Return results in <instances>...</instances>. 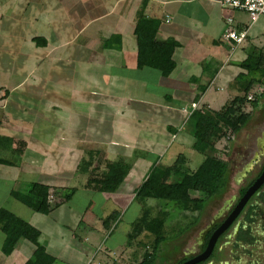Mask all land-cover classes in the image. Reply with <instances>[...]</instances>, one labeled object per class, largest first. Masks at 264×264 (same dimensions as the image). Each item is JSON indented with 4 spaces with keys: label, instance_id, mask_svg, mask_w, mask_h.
Masks as SVG:
<instances>
[{
    "label": "crops",
    "instance_id": "1",
    "mask_svg": "<svg viewBox=\"0 0 264 264\" xmlns=\"http://www.w3.org/2000/svg\"><path fill=\"white\" fill-rule=\"evenodd\" d=\"M0 1V109L6 110L10 105L15 107L14 103L23 99L29 101L28 103L39 104L38 107L45 114L41 118L42 114L30 112L31 117L19 118L17 121L5 114L0 117V129L5 131L0 136V148L8 153L3 156L11 163L0 164V209L8 210L38 231V241L45 253L53 258L52 264L57 259L50 252L49 245L59 240L63 241V246H67L68 239L63 240L65 233L70 235L69 240L86 244L98 237L101 227L104 229L102 221L110 215L102 211V205L107 204L108 199L112 204L111 209H114L112 213L116 215L117 209L122 210L132 203L131 196L142 181L156 171L158 174L171 166L178 155H183L184 162L188 165L192 157L187 158L178 150L184 149L186 145L192 149L193 140L189 134L175 142L178 153L172 161H167L169 164L161 166L158 163L159 155L171 140H176V134L182 131L175 134L184 119L182 110L191 112L190 104L195 105L193 110L202 108L206 102L202 101V94L208 88H213L214 92L223 89L235 91L234 82L240 78L243 81L245 75H249L241 66L249 52L254 51L264 57V17H259L249 25L245 14L220 6L218 0ZM140 7L143 8L142 16L145 19L158 21L155 38L158 41L175 43L171 54L173 69L167 77H162L149 68L136 67L137 48L133 30L135 14ZM23 14V19H20ZM227 17L232 19L235 30L246 29V35L238 45L231 46V42H221L225 29L224 18ZM29 24L35 27L38 24L46 32L42 38L43 52L38 59L33 58L32 52L37 47L35 38L40 37L29 28ZM40 33L41 30L38 34ZM25 40L28 44L25 48H30L29 60L24 56L22 58L20 53ZM25 48L22 52L26 54ZM67 67L69 70H66ZM24 69L26 71H22ZM257 72L258 70L253 71L258 75ZM41 85H44V91L48 89L44 93L49 97L46 102L44 98L37 100L39 90H43ZM13 94L21 98L15 102L11 97ZM234 97L236 96H232V99ZM207 103H211V98ZM255 103V106L249 104L250 109L243 111L250 114L249 119L243 125L245 129L240 128L236 133L249 129L244 135L245 138L264 137V94ZM258 104L263 107L258 108ZM225 105L222 104L216 111ZM70 113L78 115L85 122L76 134L72 132L70 122L64 121ZM104 128L109 130V135L98 131ZM19 129L26 130V137L23 138L27 139H22L18 134L14 137L6 134L7 130L18 132ZM260 133L263 135L259 136ZM52 134V144L59 140L63 153L76 156L77 162L83 159L81 150H86L87 153L102 152L103 160L107 162L121 159L129 168L126 177L112 193H98L86 189L83 178L77 187L71 186L74 177L80 174L76 171L77 164L68 181L55 179L53 173L58 171L54 172L51 167L44 168L47 166L46 160L53 156L52 151L40 154L31 147L35 139H42L44 136L43 140L46 141ZM229 139L226 138L230 141ZM219 140L221 139L213 140L214 151H210V155L216 156L214 141ZM239 146L241 145L233 146L234 159L237 161ZM28 148L31 152L27 151ZM65 156H61L62 162H67ZM91 159H94L93 165L99 160L95 156ZM202 159L203 155L193 168L184 165L189 171H194ZM74 160L75 158L72 161ZM219 160L223 161L221 158ZM39 162H44V169L40 168ZM238 168L235 167V170ZM229 171L226 165L227 177ZM24 177L32 179L26 181ZM227 177L223 190L212 198L218 199L225 194L230 184ZM29 183L42 184L48 188L47 201L54 203L55 207L47 214L26 213L15 204L7 206L10 201L20 204L11 197L10 191L23 192ZM64 183L65 185H61ZM69 188H74L75 191L67 200L63 196L53 195L55 190L59 192ZM79 192L84 193L82 208L78 211L64 209L66 219L62 220L59 211L63 209V205L76 199ZM94 197H104L102 200L98 198L100 204L96 213L91 209L93 202L97 200ZM212 198L204 202L198 214L193 213L190 216L186 230L200 225L203 211L208 207L210 209ZM227 203L228 201H224L218 210L213 211V216L205 218L207 224L199 231L200 234L207 233L214 226L213 222L217 221L215 218L222 215ZM18 212L25 217H19ZM50 215H53L50 219L54 234L51 231L48 233L46 226L42 225ZM54 223H59L60 227H54ZM69 224L74 226L71 233L67 229ZM140 237L150 238L141 232L135 239ZM2 241L3 235L0 233V247ZM81 245L79 244L80 247ZM83 247L77 251L80 255L84 252L83 257L68 264L89 263L86 259L90 246L87 244ZM33 250L32 244L19 239L10 254L5 256L0 251V264H24L31 258ZM127 253L124 250L117 257L114 255L115 258L110 261L112 264L129 262L132 255ZM186 257L183 254L179 261Z\"/></svg>",
    "mask_w": 264,
    "mask_h": 264
},
{
    "label": "trees",
    "instance_id": "2",
    "mask_svg": "<svg viewBox=\"0 0 264 264\" xmlns=\"http://www.w3.org/2000/svg\"><path fill=\"white\" fill-rule=\"evenodd\" d=\"M142 7L135 14V26L133 35L136 43V67L149 68L158 72L162 77H167L172 69V50L175 43L172 41H158L155 38L157 20L145 19L142 16ZM44 45L41 38H35V46ZM242 68L248 75L242 81L234 82L242 97H234L227 105L216 112H209L205 109H197L189 112L185 120L188 127V134L192 138V149L203 155V159L194 171H189L185 167V157L178 155L171 166L164 168L160 173L157 171L147 177L134 192L133 198L140 203L146 199L160 200L176 208L180 214H198L204 202L215 195H218L226 183V163L220 161L218 157L210 155L214 151L213 140L224 137L223 129L228 130V134L235 135L249 119V113L243 112V104L256 105V99L264 94V57L254 51L249 52L246 59L241 63ZM263 75L261 91L252 100H247L244 95L259 80L255 78V73ZM229 139L230 137H226ZM22 144V143H21ZM18 147H21L19 145ZM95 153L88 152L86 159H80L76 166V171L82 175H87L84 187L98 193H112L122 183L128 172V165L121 159L112 162L99 159L94 164L92 156ZM0 164L10 165L8 160L0 158ZM151 172V171H150ZM48 188L42 184L29 183L25 191H10L11 197L31 212L45 215L55 207L51 201H47ZM75 191L74 188L65 190L63 199L67 200ZM196 194V196H191ZM51 202V203H50ZM117 218L114 213L104 218L102 223L104 229L111 233L112 225ZM167 213L162 208L155 215L150 216L145 207H142L140 215L133 222L137 230L134 232L135 238L139 233L144 232L150 238V246L144 245L146 249L141 259L133 264H154L159 245L165 243L168 238L169 225L166 223ZM173 223V222H171ZM186 230V229H185ZM182 228V233L185 231ZM0 233L3 241L0 251L5 256L10 254L14 245L19 239H23L34 246L30 259L24 264H52L53 258L45 253L43 246L39 243V233L36 229L26 224L23 220L15 217L11 212L0 209ZM210 233L208 231L207 235ZM167 235V236H166ZM142 243H137V246ZM182 260L178 261L179 264Z\"/></svg>",
    "mask_w": 264,
    "mask_h": 264
},
{
    "label": "rangeland",
    "instance_id": "3",
    "mask_svg": "<svg viewBox=\"0 0 264 264\" xmlns=\"http://www.w3.org/2000/svg\"><path fill=\"white\" fill-rule=\"evenodd\" d=\"M2 2V1H0ZM9 9V8H8ZM25 14H23V16L20 17V19H23ZM245 19L248 22L247 17L245 16ZM263 21V20H262ZM264 22V21H263ZM29 28L31 30H33L35 32V35H37V37H40L41 39L45 37V33L44 30L42 28L38 27V24L36 25H30L29 24ZM39 30H41V33L38 34ZM26 34V33H24ZM33 34V33H32ZM262 40V39H260ZM26 40L24 41L23 45H21V56L26 60H29V53H30V48H25L28 44L25 43ZM39 49H36V48ZM34 48L32 52L33 58L38 59V57L41 56L43 50H41V48H43V45L37 46ZM27 49V53H23L22 49ZM33 61V60H31ZM14 67L12 66V69ZM66 70H69V67H67ZM22 71H26L25 69ZM255 78L257 80H259L257 83V85L255 84L254 86H252L248 92V95H252V96H257V94L261 91V81L263 79V75L255 74ZM243 82V81H241ZM42 86V85H41ZM234 88H236L235 91H230L228 89H223V90H215L213 88H208L207 90H205V92L202 94L203 95V100L202 101H206L204 102L205 105H207V107L205 105H203V109H205L206 111H216L217 109H219L221 107L222 104H228L231 100H232V96H238V97H242V93L241 91H239L240 89H238L237 85L233 84ZM43 90H39V96L38 99L39 101H41L44 98V101L46 102L47 99H49V97L44 93H46L48 89H46L44 91V85L42 86ZM37 91V90H36ZM4 92V91H3ZM19 92H15V94H18ZM15 102L21 98L20 96L17 95H12L11 96ZM246 97V95H244V98ZM211 98V103L208 104L207 100H209ZM11 99V98H10ZM35 100V99H32ZM29 101H25L23 99L19 100L18 103H14L16 106L13 107L10 105V108L7 107L6 110L0 109V117L2 114H5L6 117H13V119H19V118H26V117H31L32 113L36 112V113H40L42 114L41 118H43L45 116V114H43V109L41 111V108L38 107L39 104H36V102L32 103H28ZM13 105V104H12ZM243 106L245 107L244 110H249L250 106L249 103H244ZM243 107V108H244ZM263 107V105L258 104V108ZM260 110V109H259ZM29 112V113H28ZM32 112V113H30ZM184 113V112H182ZM253 114V113H252ZM251 114V115H252ZM46 116H48V114H46ZM188 114L184 113V119L181 120V124L179 126V129L175 132V134L179 131L182 130L180 133L176 134V140H171L167 147L164 149V152H162V154L159 155L158 158V163L163 166L166 165L167 163L169 164V162L167 161H172L174 156H176V153H178V151H181V153H183L187 158L192 157L188 163L190 168H193V165H197L199 163V161L201 160V155H199L198 153L194 152L190 146L188 147L187 145L185 146L184 149L182 150H178L177 151V145H175V142H178V139L182 138L183 135H188V127L186 125L185 120L187 119ZM17 121V120H16ZM25 121V120H24ZM22 121V122H24ZM64 121L69 123L70 122V127L72 132L76 134L77 130L81 127H83L85 125L84 120H82L78 115L70 113L68 115V118L66 116V118H64ZM247 124V123H246ZM245 124V125H246ZM242 129H245L244 126L242 127ZM241 129V130H242ZM249 130V129H248ZM248 130H242L239 134L236 135H231L228 134V130L223 129V134L225 135L224 137L220 138L221 140L215 142L214 141V147H215V155L219 158H221L223 161H226V159L228 157H230V167H229V176L228 181L232 182V180H235L238 178L239 175V168L238 170H235V167L233 168L232 165H234V163L237 161L234 159V155H233V150H229L232 146H236V144H240L242 145L243 140L245 139V133H247ZM18 132L14 131V132H10V131H6V134L9 136H16L21 135V138L24 139L23 137H26L25 133L26 130L25 129H19L17 130ZM98 131L100 132H105L107 135H109V130H107L106 128L104 129H98ZM5 133L4 130L0 129V136H2V134ZM42 134V133H41ZM43 135V134H42ZM54 134H52L49 138V140H43L44 136L42 139H35V141L33 142V145H31L32 148L36 149V151H39L40 154H44L45 153H52V157L48 158L45 162V164H47V166H45L44 168H50L51 170H57L58 173H53L55 174V179H58L60 181H68V179H70V176H72L73 174V170L75 168V165L78 164L79 162H77V158L74 155H70L68 156L67 154H64L62 149V146L60 144L59 140H56L55 142H53V137ZM38 137V136H36ZM226 137H230V141L226 140ZM16 139V138H15ZM27 139V138H25ZM24 139V140H25ZM114 139H118V138H114ZM120 140V138H119ZM121 141V140H120ZM15 141H13L14 143ZM190 142V141H189ZM230 142L232 144V146L230 147ZM51 146V147H50ZM29 147V148H31ZM27 149V151L31 152L30 149ZM51 148V149H50ZM234 149V148H232ZM5 149L0 148V158L1 159H6L7 157L3 156L8 154L7 152H4ZM81 153H83V158L86 159L87 156V151L86 150H81ZM92 153V152H90ZM30 154V153H27ZM96 159H102L103 160V153L102 152H96ZM66 155V159L67 162H62L61 161V156ZM75 158L74 161H72ZM197 163V164H196ZM39 164L41 165L40 168H43V163L39 162ZM186 166H188L187 164H185ZM77 166V165H76ZM43 168V169H44ZM83 178V180H85L87 178V175H78L76 177H74V179L71 182V186L73 187H77V185L80 183L79 181H81ZM32 177H24V180L29 181L31 180ZM229 184L228 186V190L225 191V194L221 197H219L218 199H216L215 197L211 199L210 202V209L209 207L207 209H205L203 211V216L200 222V225H197L196 227H194L191 230H186L183 234H179L177 232H181L182 228L187 229L188 228V222L190 220V216L192 214L190 213H181L176 209L171 207L169 204H165V202L160 201V200H153V199H146L144 201L145 203V208L148 211V213L150 214V216L155 215V213L159 210V209H163L164 211H166L167 213V219H166V223H168L167 225H169V230H168V238L167 241H165V243H162L159 245V249H158V253H157V257H156V264H176L179 261V258L184 254V255H188L191 252H193L195 250V244L197 242V240L199 239V235H201L199 233L200 230H202L205 227V224H207V222H205V218H209L213 213V211H215L216 209L218 210L224 203V201H228L229 197L231 196L232 193V188L231 185ZM61 185H65L61 184ZM67 190V189H65ZM65 190H60L58 192V190H55V193H53V195H55V197H62L63 195H65ZM58 194H57V193ZM84 193H78L76 195V199H74L73 201H71L68 205H63V209L60 210L59 212V216L62 218V220L66 219L65 216V212L63 211L66 208H70V210H77L82 208V204H84ZM95 196H97L95 194ZM102 196V195H99ZM134 196V194H133ZM133 196H131V202L130 205H128L127 208H123L121 209H117L116 210V216L117 218L115 219L112 228H111V234H110V230H108L109 232H107L105 229H100L99 233H98V237L92 241H88L87 244L90 249V251L88 252L89 254L87 255V261H89L90 264H112V262L110 261L111 258H115V256L117 257L119 253L123 252L124 250H126L128 253L132 255L131 257H129L130 261L129 262H125L124 264H133L136 263L137 261H139L144 253V251H146V249L143 247L144 245L146 246H150V242H151V238H144V237H140L135 239L134 236V232L137 230V228L132 225L131 223L139 217L140 215V211L143 207V201L140 203L138 200L134 199ZM191 196H196V194H191ZM97 198V197H94ZM99 198V197H98ZM96 201H92L94 203V205L91 207L93 213H96V209H98V204H100L99 200H102L101 198L104 197H100L99 200ZM51 200V199H50ZM10 204H15L18 206V209H20L23 212L26 213H31V211L29 209H27L26 207H24L21 204H17V203H13V201L8 202L7 206L9 207ZM101 206V205H100ZM111 201L108 199L107 200V204H103L102 205V211L108 212V214H111L112 212H114V209H111ZM101 208V207H100ZM58 212V211H57ZM18 214L20 215L19 217H25L24 214L18 212ZM53 216V215H52ZM51 215L49 217H46V221L42 224L43 226H46V231L48 233H50L49 231H51V234H54V229L51 228V223L52 220L50 219L52 217ZM182 216V217H181ZM43 218V217H42ZM184 220H181V219ZM45 220V219H44ZM173 222V223H171ZM63 223V221H62ZM54 227L59 228L60 224L59 223H54L53 224ZM74 226L72 224H69L67 226V229L69 230V232L71 233L73 231ZM78 234V233H76ZM110 234V235H109ZM81 236L83 234H80ZM167 236V235H166ZM63 240L68 239V244L67 246H63V241H59L57 240V242H51V244L49 245V250L51 253L54 254V257L57 259L53 264H68L69 262H76L79 261L84 255V252H81L82 255H80V253H77V251H80L81 249H83V246H86L87 244L84 242H77V240L71 241L69 240L70 235H67L65 233V235L63 236ZM128 243H130V245H127ZM137 243H142V245L137 246ZM79 244H82L81 247L79 246ZM86 244V245H84ZM228 249V247H227ZM260 255H262V253L264 252L263 248H261L260 251ZM256 252V258H261L259 253ZM225 253V252H224ZM228 253V252H227ZM115 255V256H114ZM229 255H232L231 257L234 258V256H240L239 253L233 252L229 253ZM93 256V257H92ZM224 254L221 256L223 258ZM92 257V259H91ZM225 259V258H224ZM232 262H235L232 259ZM262 263L264 264V261H262Z\"/></svg>",
    "mask_w": 264,
    "mask_h": 264
},
{
    "label": "flooded vegetation",
    "instance_id": "4",
    "mask_svg": "<svg viewBox=\"0 0 264 264\" xmlns=\"http://www.w3.org/2000/svg\"><path fill=\"white\" fill-rule=\"evenodd\" d=\"M244 140L242 145L239 146L240 151L237 158L239 160L232 165L233 168L239 167L240 171L238 178L230 184L233 187V194L228 199L226 208L222 215L215 218L217 221L213 222L215 224L210 227L208 236H206L208 232L199 235L195 250L180 263L198 256L204 250L212 232L223 222L252 183L264 171V137L254 138L251 136ZM244 142L249 144H244ZM232 148L233 146L229 150L234 151ZM229 158L225 161L228 167H230L231 162ZM261 248L264 250V179L245 200L233 222L216 238L209 256L196 264H263L264 252L262 255L258 252ZM236 251L240 256L232 258L229 253L233 254ZM256 252L259 253L261 258H256ZM232 259L235 262H232Z\"/></svg>",
    "mask_w": 264,
    "mask_h": 264
},
{
    "label": "built area",
    "instance_id": "5",
    "mask_svg": "<svg viewBox=\"0 0 264 264\" xmlns=\"http://www.w3.org/2000/svg\"><path fill=\"white\" fill-rule=\"evenodd\" d=\"M218 3L222 7L245 14L249 25L253 24L259 17H264V0H218ZM224 24L225 29L221 36V42H231V46L233 44H240L246 35V29L239 31L235 30L230 17L224 18ZM252 98L251 95L246 96V99L249 101L252 100ZM194 108L195 105L190 104V109L193 110ZM182 111L189 115L187 110Z\"/></svg>",
    "mask_w": 264,
    "mask_h": 264
},
{
    "label": "water",
    "instance_id": "6",
    "mask_svg": "<svg viewBox=\"0 0 264 264\" xmlns=\"http://www.w3.org/2000/svg\"><path fill=\"white\" fill-rule=\"evenodd\" d=\"M264 179V171L260 174V176L252 183V185L249 187V189L247 190V192L244 194V196L240 199V201L235 205L234 208H232V210L229 212V214L225 217V219L223 220V222L212 232V234L210 235L204 250L198 255L195 256L189 260H186L180 264H196L200 261H203L204 259H206L213 247V244L216 240V238L223 232L225 231L228 226L233 222L234 218L236 217V215L238 214L241 206L243 205V203L245 202V200L248 198L249 195H251V193L256 190L259 186V183Z\"/></svg>",
    "mask_w": 264,
    "mask_h": 264
}]
</instances>
